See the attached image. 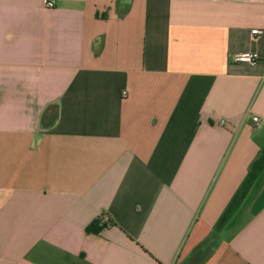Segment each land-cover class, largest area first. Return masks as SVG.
<instances>
[{"label": "crops", "instance_id": "obj_1", "mask_svg": "<svg viewBox=\"0 0 264 264\" xmlns=\"http://www.w3.org/2000/svg\"><path fill=\"white\" fill-rule=\"evenodd\" d=\"M0 264H264V0H0Z\"/></svg>", "mask_w": 264, "mask_h": 264}, {"label": "built area", "instance_id": "obj_2", "mask_svg": "<svg viewBox=\"0 0 264 264\" xmlns=\"http://www.w3.org/2000/svg\"><path fill=\"white\" fill-rule=\"evenodd\" d=\"M45 5L47 7L53 6V4L50 2H46ZM252 32L254 34L258 33L257 30H253ZM256 59H257V55L253 52H243L233 55V61L236 63L253 64L256 61ZM251 122L254 127H257L259 125V121L257 117H252Z\"/></svg>", "mask_w": 264, "mask_h": 264}, {"label": "trees", "instance_id": "obj_3", "mask_svg": "<svg viewBox=\"0 0 264 264\" xmlns=\"http://www.w3.org/2000/svg\"><path fill=\"white\" fill-rule=\"evenodd\" d=\"M107 216V218H106ZM116 226L114 221L106 214L92 221L85 229L87 234H98L103 228Z\"/></svg>", "mask_w": 264, "mask_h": 264}]
</instances>
